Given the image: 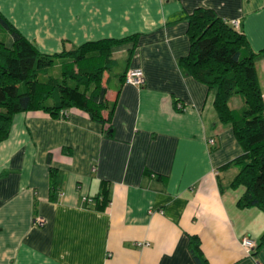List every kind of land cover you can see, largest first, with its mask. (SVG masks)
<instances>
[{
	"label": "crops",
	"instance_id": "crops-1",
	"mask_svg": "<svg viewBox=\"0 0 264 264\" xmlns=\"http://www.w3.org/2000/svg\"><path fill=\"white\" fill-rule=\"evenodd\" d=\"M197 8L238 21L264 98V0H0L2 17L44 54L134 38L105 72L114 108L103 122L75 107L14 116L0 143V264H264V210L239 205L246 189L232 185L244 148L215 91L181 65ZM127 70L145 83L126 84ZM103 180L111 202L101 211Z\"/></svg>",
	"mask_w": 264,
	"mask_h": 264
},
{
	"label": "trees",
	"instance_id": "trees-1",
	"mask_svg": "<svg viewBox=\"0 0 264 264\" xmlns=\"http://www.w3.org/2000/svg\"><path fill=\"white\" fill-rule=\"evenodd\" d=\"M189 34L191 49L181 65L215 91L221 121L233 124L244 148L231 162L240 168L232 185L246 189L239 205L264 210V98L254 54L245 49V35L212 9L197 8L189 16ZM131 39L90 41L73 50L44 54L0 14V143L9 137L20 112L42 110L58 117L75 107L103 122V111L114 108L106 98L105 72L115 66L113 52ZM128 71L121 74L124 80ZM234 96H242L243 107L231 108ZM100 188L95 208L104 211L111 202L109 181L103 180ZM194 252L198 262L207 261L198 238Z\"/></svg>",
	"mask_w": 264,
	"mask_h": 264
},
{
	"label": "built area",
	"instance_id": "built-area-1",
	"mask_svg": "<svg viewBox=\"0 0 264 264\" xmlns=\"http://www.w3.org/2000/svg\"><path fill=\"white\" fill-rule=\"evenodd\" d=\"M232 23L233 25L238 26V21H232ZM125 82L126 84H133V85L140 86L145 83V76L140 70H129L127 73ZM210 142L211 144H214V139H211ZM36 222L40 225L44 224V221L41 218L37 219ZM243 245L249 250H253L257 246L256 242L249 237H245L243 239Z\"/></svg>",
	"mask_w": 264,
	"mask_h": 264
},
{
	"label": "rangeland",
	"instance_id": "rangeland-1",
	"mask_svg": "<svg viewBox=\"0 0 264 264\" xmlns=\"http://www.w3.org/2000/svg\"><path fill=\"white\" fill-rule=\"evenodd\" d=\"M240 97H242V96H240Z\"/></svg>",
	"mask_w": 264,
	"mask_h": 264
}]
</instances>
